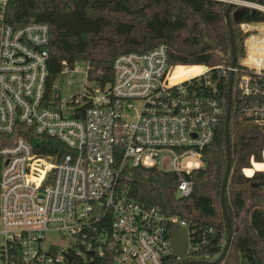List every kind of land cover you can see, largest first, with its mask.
Returning a JSON list of instances; mask_svg holds the SVG:
<instances>
[{"label":"built area","instance_id":"obj_1","mask_svg":"<svg viewBox=\"0 0 264 264\" xmlns=\"http://www.w3.org/2000/svg\"><path fill=\"white\" fill-rule=\"evenodd\" d=\"M221 1L264 14V0ZM7 4L0 0V264H167L175 224L189 230L186 257L198 250L186 220L128 198L119 175L126 164L153 167L180 176L177 196L192 192L185 175L202 165L227 110L221 77L233 72L243 96L264 97V19L239 23L244 48L236 66L174 65L161 43L117 56L114 80L101 87L89 80L88 62L66 60L50 83L49 25L14 27ZM179 66L204 69L176 81ZM80 70L90 85L65 95L63 84L75 83ZM245 112L264 116V105ZM30 129L67 152L37 154L25 137ZM51 232L66 244L48 243Z\"/></svg>","mask_w":264,"mask_h":264},{"label":"trees","instance_id":"obj_2","mask_svg":"<svg viewBox=\"0 0 264 264\" xmlns=\"http://www.w3.org/2000/svg\"><path fill=\"white\" fill-rule=\"evenodd\" d=\"M260 1V0H251ZM221 0H8L5 20L14 27L45 22L50 29L49 81L60 73L62 61L70 66L88 62L89 80L104 87L114 80V60L128 52H146L164 43L174 65L225 64L222 55L232 54L226 9ZM240 8L234 5L231 15ZM264 14L248 9L233 23L236 54L243 53L244 35L239 23L263 20ZM218 43V51L206 47L205 35ZM204 67L179 66L174 79H182ZM222 97L228 100L229 78L221 77ZM264 105L260 94L243 96L233 87L229 121L232 166L225 203L233 227V237L225 258L218 264H264V169L247 175L244 169L264 161V116H249L246 109ZM227 111V110H226ZM226 113L221 117L213 141L204 148L202 165L186 178L193 189L177 196L180 176L157 168L124 165L117 188L128 198L158 206L168 215L186 220L192 243L199 249L178 259L173 254L167 264L184 260H215L227 239L226 219L221 205L222 184L227 167ZM25 137L39 155L67 152L65 145L48 135L28 130ZM123 147L115 149L122 159ZM206 261V260H205ZM202 264V263H201Z\"/></svg>","mask_w":264,"mask_h":264},{"label":"water","instance_id":"obj_3","mask_svg":"<svg viewBox=\"0 0 264 264\" xmlns=\"http://www.w3.org/2000/svg\"><path fill=\"white\" fill-rule=\"evenodd\" d=\"M233 7H234V3L229 2V5L226 9V20H227L229 32H230L232 55H231V59L230 57L224 56V55H222V57L225 63L231 62L232 66H236L238 58L236 54V43H235V38H234V30H233L232 21L238 23L240 21L241 13L247 10V8H240L239 12L241 13L238 14L237 12H234L231 15V11ZM255 12L256 10L251 11L252 14H254ZM205 43H206L207 48L214 50V51H218V43L215 40L210 39L208 34L205 35ZM232 103H233V72L231 73L230 78H229V91H228L227 111H226V120H225L228 160H227L225 176L223 179L222 194H221V205L223 208V212H224L225 219H226V226H227V239H226L224 248L221 254L215 260H212V261L184 260L178 264H201V263L202 264H218L225 258L229 250L231 240L233 237V227H232L231 219H230V216H229V213L226 207V203H225V194H226V188H227V183H228V177H229L231 166H232L231 142H230L229 129H228ZM189 245H190V235H189L188 228L183 227L179 224H175L172 228V233H171V247H172L173 255L180 260L184 259L187 256ZM70 259L71 257H69V260Z\"/></svg>","mask_w":264,"mask_h":264},{"label":"rangeland","instance_id":"obj_4","mask_svg":"<svg viewBox=\"0 0 264 264\" xmlns=\"http://www.w3.org/2000/svg\"><path fill=\"white\" fill-rule=\"evenodd\" d=\"M86 76L82 70L74 73V82L72 85H68L66 83L63 84V89L65 95H70L73 93L82 92L86 85H90V83H86ZM246 169H244L245 172ZM246 173V172H245ZM48 243H59L61 245L66 244V240H63L62 237L57 232H51L47 235Z\"/></svg>","mask_w":264,"mask_h":264},{"label":"crops","instance_id":"obj_5","mask_svg":"<svg viewBox=\"0 0 264 264\" xmlns=\"http://www.w3.org/2000/svg\"><path fill=\"white\" fill-rule=\"evenodd\" d=\"M264 157V153H263ZM264 169V161L262 162H253L251 168H246L245 172L247 175H252L255 170H263Z\"/></svg>","mask_w":264,"mask_h":264},{"label":"bare ground","instance_id":"obj_6","mask_svg":"<svg viewBox=\"0 0 264 264\" xmlns=\"http://www.w3.org/2000/svg\"><path fill=\"white\" fill-rule=\"evenodd\" d=\"M204 69V68H203ZM203 69H201V70H199V71H197V72H195V73H192V74H196V73H199L200 71H202ZM187 77V76H186ZM185 78V77H184ZM184 78H182V79H184ZM179 80H181V79H179ZM179 80H176V81H179ZM134 105V103L133 104H129L128 105V107H129V112H128V118H130V116H131V114L133 113V108H132V106Z\"/></svg>","mask_w":264,"mask_h":264},{"label":"flooded vegetation","instance_id":"obj_7","mask_svg":"<svg viewBox=\"0 0 264 264\" xmlns=\"http://www.w3.org/2000/svg\"><path fill=\"white\" fill-rule=\"evenodd\" d=\"M229 57V56H228Z\"/></svg>","mask_w":264,"mask_h":264}]
</instances>
